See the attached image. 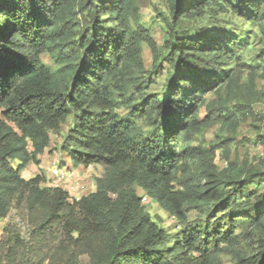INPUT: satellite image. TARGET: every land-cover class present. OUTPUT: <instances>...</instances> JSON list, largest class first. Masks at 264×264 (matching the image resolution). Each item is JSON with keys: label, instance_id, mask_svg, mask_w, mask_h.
Here are the masks:
<instances>
[{"label": "trees", "instance_id": "trees-1", "mask_svg": "<svg viewBox=\"0 0 264 264\" xmlns=\"http://www.w3.org/2000/svg\"><path fill=\"white\" fill-rule=\"evenodd\" d=\"M168 5L160 48L136 0H0V218L15 210L30 227L23 238L4 226L0 264H219L222 251L235 264H264V158L222 169L213 161L264 95L251 76L241 81L249 39L215 22L197 25L240 18L258 28L264 58V0ZM69 116L61 149L73 167L104 170L96 189L77 199L41 174L21 173L39 164L50 133ZM214 124L230 135L209 151L194 147ZM137 188L182 227L154 220ZM247 229L257 246L244 253Z\"/></svg>", "mask_w": 264, "mask_h": 264}, {"label": "rangeland", "instance_id": "rangeland-1", "mask_svg": "<svg viewBox=\"0 0 264 264\" xmlns=\"http://www.w3.org/2000/svg\"><path fill=\"white\" fill-rule=\"evenodd\" d=\"M137 14L140 23L148 30L151 37L156 41L161 48L167 31V20L169 19L168 0H136ZM215 19L209 18L202 21L198 26L207 25L210 22H215L220 28L226 26L227 33L233 37L249 39L250 45L243 48L240 53L241 61L244 63L241 66V81H247L251 76L254 82V89L264 93V58L259 56L263 42L254 32H258V28L244 20L231 16L220 15ZM41 59L45 63H49L46 53L41 55ZM143 61L145 66L149 67L152 61L151 51L147 46L143 49ZM165 67V65H164ZM154 82L151 83V88L158 91L164 79V70H161L153 77ZM208 99H212L214 95L208 94ZM121 112L124 109H120ZM255 116H248L247 119L239 122L236 133L233 134V139L227 143H222L221 147L214 150L213 161L218 169H222L228 165L230 161H242L248 159L251 163H256L259 158H264V95L262 100L256 101L253 104ZM205 114L203 108L200 110V117ZM73 118L69 116L61 125L60 130L50 133V143L45 151L40 155L38 165H28L26 173L25 168L21 173L27 174V177L34 175V169L38 171L35 174H41L45 183L50 177V170L54 162L58 163L62 168L73 169L72 161L67 153L61 149V144L67 130L72 125ZM220 124H214L205 128L201 134L193 141L194 147L209 151L210 145L219 138L228 137L230 131L227 128L220 129ZM202 156V154H200ZM17 162L14 161V164ZM78 169L76 175L79 180V185L76 190L69 193L71 198H79L80 196L92 192L96 189V178L104 174L103 167L100 165H89ZM88 167V166H87ZM72 171L71 169H69ZM80 175H84L81 178ZM137 193L143 196V204L145 209L151 214L161 226L167 227L171 231H176L182 227L176 220L170 217L159 204L149 196H146L142 189L137 188ZM13 225L19 231L21 237L27 238L30 227L26 224L25 217L15 210H12L6 218H0V241L4 240L6 235L4 231L5 225ZM257 236L251 230H242L240 238V250L244 253H249L256 250ZM4 247H0V252L4 251ZM1 254V253H0ZM4 260V259H3ZM3 264H7L4 260ZM219 264H235L233 255L230 252L222 251L220 254Z\"/></svg>", "mask_w": 264, "mask_h": 264}, {"label": "built area", "instance_id": "built-area-1", "mask_svg": "<svg viewBox=\"0 0 264 264\" xmlns=\"http://www.w3.org/2000/svg\"><path fill=\"white\" fill-rule=\"evenodd\" d=\"M51 178L50 186L61 187L67 192L72 193L79 185V180L76 174L68 168H62L58 163L54 162L50 170Z\"/></svg>", "mask_w": 264, "mask_h": 264}, {"label": "crops", "instance_id": "crops-1", "mask_svg": "<svg viewBox=\"0 0 264 264\" xmlns=\"http://www.w3.org/2000/svg\"><path fill=\"white\" fill-rule=\"evenodd\" d=\"M40 160H41V158H40ZM30 165V164H29ZM32 165V164H31ZM34 165V164H33ZM38 167V166H37ZM37 167L34 169V175H35V172H37L38 171V169H37ZM80 167H82V166H78V167H73V169H71V168H69V169H71L76 175L78 174L77 172H78V169L80 168ZM89 167H91V166H88V167H86V168H89ZM27 168H28V166L25 168V170H24V173H26V171H27ZM24 173H22V175H23V177H25V178H27V174H24ZM33 175V176H34ZM80 177L81 178H84V175H80ZM52 180V178H51V175H50V177H49V179H48V182L46 183L47 185H50V181Z\"/></svg>", "mask_w": 264, "mask_h": 264}]
</instances>
